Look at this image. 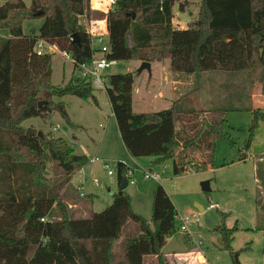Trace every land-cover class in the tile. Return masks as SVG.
Instances as JSON below:
<instances>
[{
	"label": "trees",
	"instance_id": "16d2710c",
	"mask_svg": "<svg viewBox=\"0 0 264 264\" xmlns=\"http://www.w3.org/2000/svg\"><path fill=\"white\" fill-rule=\"evenodd\" d=\"M30 1L29 6L22 0L0 4V31L8 35L0 37V264H143L145 257L154 256L163 264L161 249L180 225L161 185L152 193L149 224L133 212L124 191L111 193L110 205L100 212L87 218L69 217L64 196L73 175L88 159L74 154L63 138L52 133L42 138L26 136L21 124L36 117L48 120L53 112L70 124L65 105L53 99L74 96L95 102V88L81 78L70 79L63 87L52 85L51 54L45 46L38 55L36 44L41 41L70 56L77 69L96 52L80 18L105 20L107 59L168 60L172 74L187 76L244 72L250 99L255 88L264 95V0H199L196 16L184 29L172 22L173 6L185 13L189 5L181 0H116L108 11L92 9L89 0ZM33 18H42L43 23L25 35L22 22ZM73 34L79 36V44L72 41ZM107 83L111 112L132 158H151L152 165L171 160L172 174L180 176L212 168L218 141L235 145L228 133L229 109H196L183 96L173 102L169 113H136L133 74L108 75ZM250 112L244 149L264 119V110L250 107ZM239 152L238 161H244V152ZM48 164L59 175L48 178ZM117 168L122 180L126 166L117 162ZM86 199L92 203L94 196ZM128 224L137 234L121 238L122 260L114 261L113 245ZM213 229L220 235V248L229 252L233 264H240V253L249 247L232 249L237 227L227 228L221 220Z\"/></svg>",
	"mask_w": 264,
	"mask_h": 264
},
{
	"label": "rangeland",
	"instance_id": "374dc122",
	"mask_svg": "<svg viewBox=\"0 0 264 264\" xmlns=\"http://www.w3.org/2000/svg\"><path fill=\"white\" fill-rule=\"evenodd\" d=\"M5 1L7 0H0V4ZM22 1L26 6H29L31 2L30 0ZM89 1L92 9L101 11L109 9L106 0ZM181 1L188 2L187 8H190V2L197 5L199 0ZM100 21L102 20L89 22L85 17L80 18V24L86 32L89 30L95 32L97 24L101 26ZM42 23V18L26 19L22 22V32L29 35L31 30L37 31ZM7 36L5 31H0L1 38ZM92 45L95 49L103 47L94 43ZM46 49L51 54L50 82L52 85L63 87L70 79L79 78L78 70L73 68L69 59H65L55 49ZM98 56L99 54H96V57ZM166 64L168 60L154 63L150 71L143 70L138 73L141 62L117 61L106 75L132 73L134 76L133 111L136 113L157 112L166 107L164 97L167 94L162 90L164 85L159 74ZM187 77L195 83L201 80V83L186 87L180 92L182 94L180 98L189 97L192 100L188 102L189 105L196 109H229L228 133L230 139L235 142V145L231 146L228 141H218L215 146L213 167L203 173L188 171L180 176H174L171 160L152 165L149 161L152 160L151 158L144 157L146 159L143 160L137 158L138 165L151 168L161 175L158 183L143 181L137 164L131 161L121 142L105 90L95 89V102L91 98L81 100L74 96L54 98L53 101L62 102L65 105L70 124L58 113L53 112L48 120L38 117L30 118L25 120L21 127L25 130L32 129L43 135L52 133L54 137H61L73 149L74 154L83 155L88 159V164L73 175L71 184L67 188L69 192L67 191L64 196V204L71 206V208L68 206L69 217L82 216L78 211L86 209V196L89 195L95 196L91 204L92 211L100 212L110 205V195L117 192L121 182L117 162H123L135 170L134 177L124 193L129 196L132 208L148 224L151 223L152 193L158 184L164 188L173 203L177 217L191 218L187 225V232H181L177 228L176 232L166 240V244L161 249L164 256L163 264H185V262L196 264V261H190L189 258L198 255L203 259V262L198 264H233L229 252L220 248L219 233L205 226L196 205L205 210V214L215 226L222 220L227 228L237 227L231 243L232 249L238 251L249 247L248 250L240 253V264H264V194L259 189V185L262 186L264 193V184L259 178L263 177L264 180V153L261 160H256V156L264 151V119L255 129L249 148L244 149L252 118L251 98L249 99L246 95L251 92L247 74L208 72ZM204 86L208 89H204V93H199L197 96L196 92ZM195 89L197 90L194 91ZM255 92L259 93L260 89H253V93ZM239 149L246 154L245 162L238 161ZM105 164L112 172L111 176L107 175V170L103 169ZM47 170L48 178L59 175L55 173L51 164H48ZM202 182H208L210 189L208 192L202 191ZM73 206H77L79 210L76 211L77 209ZM219 211L224 213L225 217L222 218ZM193 215L199 218V222H195ZM135 234H137L135 227L127 228L119 241L124 236H135ZM198 243L201 245L198 246ZM113 253L114 261L122 260L121 243L117 242L113 245ZM144 264H159V262L154 256L145 259Z\"/></svg>",
	"mask_w": 264,
	"mask_h": 264
},
{
	"label": "built area",
	"instance_id": "2783aa9c",
	"mask_svg": "<svg viewBox=\"0 0 264 264\" xmlns=\"http://www.w3.org/2000/svg\"><path fill=\"white\" fill-rule=\"evenodd\" d=\"M115 1L116 0H106V3L108 6L111 7L115 3ZM100 24L101 26H98L97 24V29H98L97 33L91 30L87 31V34L91 38V47L94 50H98V51H96L93 54L92 59L89 63L77 64L76 68L79 73V78L90 81L93 88L95 89L105 90L106 88L109 87L107 83L108 75L106 74L110 70L111 67L116 65L117 61L109 60L106 57V54L109 51V39H108L106 21L102 20L100 21ZM93 43L97 45H103V47L99 49H95L92 45ZM45 46L49 50L55 49L54 47L47 46L43 42L39 41L36 44V48H35L36 53L38 55L42 54L44 52ZM61 54L65 59H69L72 63L70 56L66 55L65 53H61ZM96 54H99V56L96 57ZM137 168L139 169V172L142 176L143 181H152L156 183L160 182L161 175L159 173L149 168H145V167H137ZM103 169L107 170V175L109 176L112 175V172L109 170L108 165L106 164L103 165ZM124 173H125V178L128 181V184L131 183L130 180L133 179L135 170L126 166V170ZM193 219L195 220V222H199V218L196 215H193ZM177 220L180 222L179 230L181 232H187V225L190 223L191 218L190 217H184V218L177 217ZM200 245L201 244L198 243V246Z\"/></svg>",
	"mask_w": 264,
	"mask_h": 264
},
{
	"label": "crops",
	"instance_id": "0c3cea01",
	"mask_svg": "<svg viewBox=\"0 0 264 264\" xmlns=\"http://www.w3.org/2000/svg\"><path fill=\"white\" fill-rule=\"evenodd\" d=\"M193 2H191V6L190 8H186V12L185 13H179L177 11V4H175L173 6V12H174V18H173V25L175 28L177 29H184L187 25V23L190 21V18L191 17H194L196 16L197 14V5H193L192 4ZM191 15V16H190ZM97 31V29H96ZM95 31V33H96ZM94 32V31H93ZM56 50V49H55ZM57 51V50H56ZM59 52V51H58ZM165 61V60H163ZM139 62V61H138ZM154 63H161V62H153V63H150V69L152 67V65ZM160 78L162 80V84L164 85V89H162L164 92H166L167 96L164 97L165 100H166V107L163 109V110H169L170 107L172 106L173 102H175L176 100H178L180 98V96L182 94H180L181 91H184L186 87H190L192 85H197V84H200L201 83V80L199 81V83H195L194 80L190 79L187 77V75H178V74H172L169 70V61H168V64H166V66L164 68L161 69L160 71ZM194 75V74H193ZM198 75H202V74H198ZM190 76V75H188ZM200 77V76H199ZM200 79V78H199ZM203 82L205 83L204 79H203ZM163 88V87H162ZM204 89H208L206 86L202 87L200 89V91H197V96L199 93L203 94V90ZM197 89H195L194 91H196ZM194 94V93H193ZM208 94H206L207 96ZM194 96L196 98H198L195 94ZM132 98H133V95H132ZM251 106L253 109H262L264 110V95H261L260 93H254L252 96H251ZM162 111V110H161ZM264 151H261L257 156H256V160L259 161L262 159V155H263ZM245 154V153H244ZM246 156V154H245ZM246 158L245 157V160L242 161V162H245L246 161ZM131 161L134 163V164H137L136 161L138 159H146V158H132L130 157ZM150 162H152V160H149ZM127 166V165H126ZM128 167V166H127ZM137 167H144V166H141V165H138L137 164ZM146 168V167H145ZM70 184H71V181H70ZM259 189H260V192L262 194H264L262 191H263V188L262 186L259 185ZM166 192V191H165ZM90 196V195H89ZM94 196V195H92ZM87 197V196H86ZM95 198V196H94ZM94 201V199H93ZM91 204L89 200H87V205H86V209H82V210H79L77 209V206H73L74 209H77L76 211H78V213L81 212V215L80 217L78 218H85L86 216H88L91 212H96V211H92L91 209ZM70 208L71 206L68 205ZM132 208V206H131ZM133 212L136 214L138 213L137 211H135L133 208H132ZM129 228V229H132L133 226L131 224H128L126 225V229ZM121 241V240H120ZM120 241L118 240L117 242L120 243ZM115 242V244L117 243ZM147 258H150V257H145L144 258V262L143 264L145 263V259ZM190 261H196V264H198V262H203V259L201 258L200 255L198 256H193V257H190L189 258ZM198 260V261H197ZM186 264V262H185Z\"/></svg>",
	"mask_w": 264,
	"mask_h": 264
},
{
	"label": "water",
	"instance_id": "95a60500",
	"mask_svg": "<svg viewBox=\"0 0 264 264\" xmlns=\"http://www.w3.org/2000/svg\"><path fill=\"white\" fill-rule=\"evenodd\" d=\"M41 14V11H39V12H37L35 15H40ZM131 16H132V18H134V14L132 13L131 14ZM72 41L75 43V44H79L80 43V40H79V36L77 35V34H73L72 35ZM143 70H147V71H150V63H148V62H141V65H140V68L138 69V73H140V72H142ZM41 104V102L38 104V105H40ZM166 113H169L170 112V110H164ZM25 134H26V136H30V135H36V136H38V137H43V134H41V133H36L34 130H32V129H27L26 130V132H25ZM128 186V181H127V179L126 178H123L122 180H121V182H120V185H119V187H118V192H122V191H124L125 189H126V187ZM201 189H202V191H204V192H208L210 189H209V185H208V182H202L201 183ZM196 209H197V211H198V213L200 214V215H202V217H203V222H204V224H205V226L207 227V228H209V229H212V228H214L215 227V225H214V223L210 220V218L205 214V210L202 208V207H200V206H198V205H196Z\"/></svg>",
	"mask_w": 264,
	"mask_h": 264
}]
</instances>
